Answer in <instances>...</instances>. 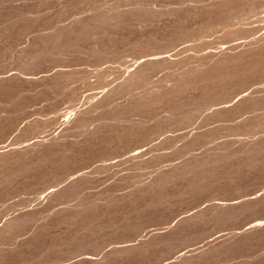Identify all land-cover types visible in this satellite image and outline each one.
Wrapping results in <instances>:
<instances>
[{
	"label": "rangeland",
	"instance_id": "rangeland-1",
	"mask_svg": "<svg viewBox=\"0 0 264 264\" xmlns=\"http://www.w3.org/2000/svg\"><path fill=\"white\" fill-rule=\"evenodd\" d=\"M0 264H264V0H0Z\"/></svg>",
	"mask_w": 264,
	"mask_h": 264
}]
</instances>
